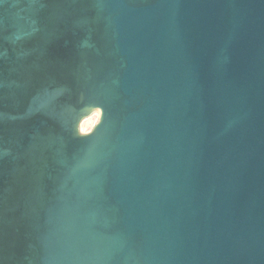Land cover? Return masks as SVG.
<instances>
[{"label": "water", "instance_id": "95a60500", "mask_svg": "<svg viewBox=\"0 0 264 264\" xmlns=\"http://www.w3.org/2000/svg\"><path fill=\"white\" fill-rule=\"evenodd\" d=\"M0 264H264V0H0Z\"/></svg>", "mask_w": 264, "mask_h": 264}, {"label": "rangeland", "instance_id": "374dc122", "mask_svg": "<svg viewBox=\"0 0 264 264\" xmlns=\"http://www.w3.org/2000/svg\"><path fill=\"white\" fill-rule=\"evenodd\" d=\"M100 112L94 111L87 118H85L80 124V132L83 134H87L91 132L98 120L100 119Z\"/></svg>", "mask_w": 264, "mask_h": 264}]
</instances>
